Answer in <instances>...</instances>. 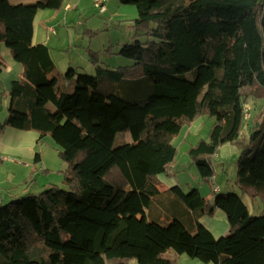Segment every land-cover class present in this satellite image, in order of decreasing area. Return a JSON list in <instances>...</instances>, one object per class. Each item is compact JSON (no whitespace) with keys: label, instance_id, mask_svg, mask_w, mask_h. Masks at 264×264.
I'll return each mask as SVG.
<instances>
[{"label":"trees","instance_id":"obj_1","mask_svg":"<svg viewBox=\"0 0 264 264\" xmlns=\"http://www.w3.org/2000/svg\"><path fill=\"white\" fill-rule=\"evenodd\" d=\"M66 1L0 0V44L24 69L0 135L36 131L39 147L50 137L68 166L65 188L0 205V264H177L182 254L264 264V103L255 117L248 103L264 100V0H120L136 7L135 35L148 41L114 52L128 60L116 67L89 51L95 75L70 67L61 85L49 48L32 40L37 13L60 12ZM202 117L213 120L208 137L187 152L199 176L212 182V158L236 145L237 185L262 201L261 215L235 192L209 200L157 181L178 156L175 136ZM124 132L132 142L115 146ZM216 208L229 225L219 238L200 222Z\"/></svg>","mask_w":264,"mask_h":264},{"label":"crops","instance_id":"obj_2","mask_svg":"<svg viewBox=\"0 0 264 264\" xmlns=\"http://www.w3.org/2000/svg\"><path fill=\"white\" fill-rule=\"evenodd\" d=\"M39 0H10L12 5H20V4H32L36 3ZM95 0H67L63 6V9L60 12H54L52 10H40L35 19H34V36L32 40L33 45H46L49 48L50 56L54 62L52 53L58 52L62 54L68 55L67 57L61 55L60 57L64 59L63 71L69 69L70 67L77 69L78 71L83 69V63L88 66L93 65L92 61L90 60V56H86L84 53V57L78 55L76 52V48L79 47L77 44H74V41L79 43L78 37L82 38V47L85 45L90 49L88 52L94 53H101L106 47L97 46L93 43L91 39H89L88 32L84 33L83 31L78 32L75 28L72 33V26L71 25H80L82 23V18L90 16V11L95 8L94 7ZM111 2V3H110ZM104 6L106 8V12L104 14L105 17L109 16V18H117V15L109 13V4H113L115 0H103ZM121 9V6H118ZM108 12V14H107ZM99 20V19H98ZM97 20V21H98ZM107 22H111L107 20ZM94 25V24H93ZM90 28V30H97L98 28ZM88 28H86L88 30ZM85 29V30H86ZM74 36V41H73ZM79 38V40H80ZM121 42L118 41L116 45L111 44L109 51L113 54V51H118L121 47L119 45ZM98 47V48H95ZM118 47V48H117ZM85 50V48H83ZM66 52V53H65ZM90 55V54H89ZM116 55V54H115ZM0 57L5 62L6 68L0 74V124L3 123L8 115V109L10 105V97L8 92L10 90V86L13 81L19 80L22 78L23 75V67L13 58L10 50L6 48L3 44H0ZM118 60L114 65H123L117 64ZM104 62L99 60V65ZM120 63V62H119ZM108 65V63H106ZM55 65V63H54ZM114 65H108L113 66ZM95 68V67H94ZM55 69L57 67L55 66ZM2 76H5L3 78ZM251 104L252 117H255L259 113V105L256 104L254 101H249ZM254 104V106H253ZM213 124V120L208 118L202 117L196 119L189 125L183 127L180 132L175 136L173 143L178 148V156L175 162L170 167V173L164 174L162 177H157V181L160 185L163 186V189H171L173 186H180L184 191L190 188H198L202 196L206 197L209 200H213L217 193H227V192H234L237 189V180L235 178L234 181L228 182L227 186L223 188L222 186H218L214 179L208 185H199V184H183L180 181V175L186 173H175V170L180 165L181 170L184 169H192L191 163L189 159H186L185 164L181 162L180 153L182 147L184 148V153L187 154L188 150L191 146L195 145L201 139H207L209 129ZM208 127V133H204V129ZM206 136V137H205ZM39 138L40 135L36 131H22L13 128H5L2 134L0 135V159L3 163H13V165L21 166L23 165L25 169L29 170V177L23 180L28 181L27 183H31L30 185L33 186H40L41 189H45L50 185H56L52 183H63L62 179L63 176L60 175V171L66 167L64 165L61 156L58 154L55 147V143L49 142L48 137L42 141L41 147V161L36 162V153L38 151L39 145ZM48 146V147H47ZM50 150V151H48ZM55 151V153H53ZM240 149L233 144L226 143L221 146L218 150V153L214 156L216 161L227 162L233 159H237L240 155ZM53 153V154H52ZM52 157V161L50 163H46L45 158L47 156ZM184 155V154H183ZM42 169L46 171L45 175L42 173ZM55 169L58 170V173H51V171ZM41 170V171H40ZM198 170V169H197ZM162 175V174H161ZM41 177L39 180L38 177ZM160 176V175H159ZM170 176V177H169ZM199 176V175H198ZM237 177V175H236ZM31 179V180H30ZM41 182V184H40ZM26 183V182H25ZM208 184V183H206ZM28 187L27 191L30 189ZM214 187L218 188V192H214ZM27 193V192H26ZM33 194V192L29 193ZM247 195V194H245ZM20 197V196H19ZM248 197V196H246ZM18 197H12L11 200L16 199ZM243 199V198H242ZM10 200V201H11ZM255 201L257 199H254ZM259 200V199H258ZM3 201V202H2ZM244 201V200H243ZM260 201V211L261 214L263 213V203ZM245 202V201H244ZM4 204V199H0V205ZM246 204V203H245ZM248 207V206H247ZM249 209V207H248ZM250 211V209H249ZM251 212V211H250ZM252 213V212H251ZM200 222L214 235V237L219 238L222 236H226L229 233V225L228 219L226 214L216 208L213 215H203L200 218ZM129 264H133L129 261ZM136 264V263H135ZM177 264H206L203 262L198 261L197 259L190 258L189 256L182 254L178 257Z\"/></svg>","mask_w":264,"mask_h":264},{"label":"rangeland","instance_id":"obj_3","mask_svg":"<svg viewBox=\"0 0 264 264\" xmlns=\"http://www.w3.org/2000/svg\"><path fill=\"white\" fill-rule=\"evenodd\" d=\"M114 4H115L114 7H113V4H109L110 6H108L109 7L108 11H109V13L113 12L111 14L117 15L116 16L117 18H109V16L105 17L104 15L102 16L101 14H99L97 9L93 8L90 11V14H89L90 16L82 18V23H80V25H74V26L71 25L72 26V33H74L73 30L75 28L78 30L79 33H80V31H83V30L85 33V31L87 30L86 28L91 27V26H92V28H98L97 29L98 34L96 36H94V35L89 36V39H91L93 41V43L97 46L106 47L101 53H99V56L97 57L100 61L104 62V63L100 64V66H102V67H105L107 65L106 63H108V65L109 64L114 65V63H116V60H118L117 64H123V65L128 64V60H125V58H121L119 55L112 54L109 51L111 44L116 45L118 43V41H120L121 45H119V47H122L123 45L133 43L136 40H140L143 43L148 41V36L146 33L145 34H139L138 36L135 35V27H134L132 21L135 20L138 16V11H137L136 7L133 5L122 4L120 2V0H115ZM118 6H121L122 8L119 9ZM107 14H108V12H107ZM110 19H111V22L108 23L107 20H110ZM88 29H90V28H88ZM79 38L80 37L77 38L79 43L74 41V36L72 38L74 41V44H77L79 46L76 48V52H78V55H80L81 57H84V54L86 56H90L89 52H88V50H90V49L86 45L84 47H82L83 41H82V38H80V40H79ZM83 48H85V50H83ZM95 48H98V47H95ZM113 52L118 53L119 49H118V51H113ZM61 55L67 57L65 59H68V55H66V54H62V53H58V52L52 53L55 66L57 67V69H56L57 76L60 80V84L63 85V84H65V79H67L66 74H67L68 69L63 71L62 63L64 62V59H62L60 57ZM90 60L93 61V58L90 57ZM83 64H84L83 69L79 70L78 72H80V73L85 72V73L92 75V76L95 75L96 70L94 68L95 67L94 65L91 64V66H88L85 63H83ZM114 66H117V65H114ZM2 77L5 78V76H2ZM254 102L259 105V109H260L264 103V100L263 99H255ZM251 113H254V112L251 111ZM206 133H208V127H206L204 129L203 134H206ZM48 140H49V142L53 143L52 138L48 137ZM124 142H126V143L132 142L131 135L127 132L118 134L115 146H119V145L123 144ZM55 146H56V144H55ZM41 147L44 148L45 145L44 146L41 145L38 148L37 152H39L40 154L42 153L41 152L42 149H40ZM55 148L59 154L58 148L57 147H55ZM48 151H50V150H48ZM53 153H55V151ZM180 155H181L180 156L181 162L183 164H185L186 159H189V161L191 163V167H193V170L186 168V169H184V171H180L181 168L179 165L177 170H175V173L186 172V173L180 175V177H179L180 181L183 184H186V183L199 184V185L204 184V185H208V187H209V184H206V182H204L203 179L200 176H198L199 173H198L196 165L190 160L188 155L186 153H184L183 147H182ZM238 158L239 157H237V159H233V160L227 161V162L216 161L215 157L212 158L213 159L212 164H213V168L215 170L214 181L216 182V184L218 186H222L223 188H225L229 181L232 182L235 180V178L237 179L236 175H237V160H238ZM45 161H46V163H50L52 161V157L48 155L45 158ZM63 163H64V165H66V167L60 171V175H62L64 178V173L67 171L68 166L64 161H63ZM42 173L45 175L46 171L42 169ZM51 173L57 174L58 170L53 169L51 171ZM46 174H50V173H46ZM162 176H164V174H162L158 177H162ZM28 177H29V170L25 169V167L23 165L16 166V165H13V163H8V162H5V163L1 162L0 163V199L1 198L4 199V204L5 203L7 204V202H9L12 197H19V196L21 197V196H24V195L29 194L31 192H33L35 194H39V193H42L44 191L43 189L40 188V186L36 187V186L30 185L31 183H27L28 181H25L26 183L25 182L23 183V180L24 179L27 180ZM40 178L41 177H38L37 179L39 180ZM62 182H63V179H62ZM40 184H41V182H40ZM52 184H56L57 186H60L61 188H65L63 186V183H61V184L52 183ZM29 185L31 187L27 191ZM235 190H236V191H234L235 194H237L243 198V200L245 201L246 205L249 207V209L253 215H257V216L261 215V212H262V211H260L261 205H260V201L258 199L256 201H253L249 195H245L243 193V191L240 189L239 186H237V189H235ZM186 191L188 192V189H186ZM246 196H248V197H246ZM130 262L135 264V261H133V260H131Z\"/></svg>","mask_w":264,"mask_h":264},{"label":"built area","instance_id":"obj_4","mask_svg":"<svg viewBox=\"0 0 264 264\" xmlns=\"http://www.w3.org/2000/svg\"><path fill=\"white\" fill-rule=\"evenodd\" d=\"M94 7L95 9H98L100 13H104L106 11V8L104 6L103 0H95L94 1ZM246 119L250 118V114L248 113V109L245 108V117ZM214 192H218V188L214 187Z\"/></svg>","mask_w":264,"mask_h":264}]
</instances>
